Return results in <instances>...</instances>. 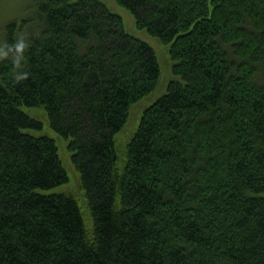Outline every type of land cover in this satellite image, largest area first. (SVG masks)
Instances as JSON below:
<instances>
[{"label": "trees", "instance_id": "16d2710c", "mask_svg": "<svg viewBox=\"0 0 264 264\" xmlns=\"http://www.w3.org/2000/svg\"><path fill=\"white\" fill-rule=\"evenodd\" d=\"M33 1L35 26L0 40V264H264V0H116L177 76L123 171L115 137L159 85L154 48L100 0ZM27 107L68 141L91 231L50 192L69 176Z\"/></svg>", "mask_w": 264, "mask_h": 264}, {"label": "rangeland", "instance_id": "374dc122", "mask_svg": "<svg viewBox=\"0 0 264 264\" xmlns=\"http://www.w3.org/2000/svg\"><path fill=\"white\" fill-rule=\"evenodd\" d=\"M107 5L110 11L123 17L124 26L127 32L140 40L147 42L152 48H154L157 57L160 62L162 70L161 77L159 79V85L151 92L147 97L134 103L130 110V118L128 119L124 129L116 134V149L119 155V169L123 171L126 164V152L129 141L138 130L142 113L149 106L153 105L162 96L166 95L168 86L171 80L176 79L177 76L173 71V61L169 55V47L165 45L159 37H153L146 30H141L136 26L135 17L124 6L117 3L116 0H100ZM33 0H0V40H4L6 36L5 28L12 21L28 20V26L22 30V35L28 33L27 28H33L32 22L29 19L33 17L34 8ZM21 36V35H20ZM32 117L38 118L43 122V127L38 130L24 129V132H30L36 136L51 137L56 141L59 156L61 162L64 164L66 172L69 176V181L61 186L53 188L50 192L57 193H69L75 196L78 200L79 207H81L84 218H86L87 228L91 231L93 225V218L91 217L90 207H88V198L85 195V191L82 188L80 174L78 173L74 163L71 161V152L68 150V141L64 139L62 134L54 130L50 125V119L47 111L44 108H26Z\"/></svg>", "mask_w": 264, "mask_h": 264}, {"label": "clouds", "instance_id": "9594fccd", "mask_svg": "<svg viewBox=\"0 0 264 264\" xmlns=\"http://www.w3.org/2000/svg\"><path fill=\"white\" fill-rule=\"evenodd\" d=\"M23 46H24V45H23V42H20V43L17 44V47H18V48H22Z\"/></svg>", "mask_w": 264, "mask_h": 264}]
</instances>
